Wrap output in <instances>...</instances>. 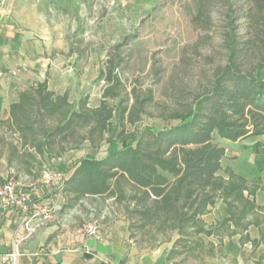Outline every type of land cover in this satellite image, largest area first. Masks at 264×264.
Instances as JSON below:
<instances>
[{
	"label": "trees",
	"instance_id": "trees-1",
	"mask_svg": "<svg viewBox=\"0 0 264 264\" xmlns=\"http://www.w3.org/2000/svg\"><path fill=\"white\" fill-rule=\"evenodd\" d=\"M197 2L196 29H211L213 9H224V62L212 72L208 90L184 109L161 114L176 125L127 131L128 125L137 128L148 115L154 97L135 88L128 92L118 72L121 64L112 60L97 107L90 106L87 96L74 102L68 93L58 95L39 84L22 91L11 105L9 119L0 120V143L8 149V164L17 163L29 172L42 170L47 155L62 158L85 144L97 150L110 143L117 118L121 131L116 141L121 147L101 159L88 155L74 165L73 176L61 190L68 200L66 208L88 197L114 199L125 205L132 241L146 229L177 235L169 263L196 249H207L214 257L215 244L205 242V237L221 242L240 235L241 245L251 244L253 249L264 244V206L255 200L264 187L249 186L232 170L228 178L221 176L226 148L213 142L215 133L231 142L264 137V0ZM217 200L224 202L229 216L208 227L202 218ZM251 227L259 230V239H251ZM257 264H264V256Z\"/></svg>",
	"mask_w": 264,
	"mask_h": 264
},
{
	"label": "rangeland",
	"instance_id": "rangeland-1",
	"mask_svg": "<svg viewBox=\"0 0 264 264\" xmlns=\"http://www.w3.org/2000/svg\"><path fill=\"white\" fill-rule=\"evenodd\" d=\"M197 12V0H0V74L19 82L21 88L46 84L58 93H68L74 102L87 96L95 107L100 104L105 71L112 60L121 64L118 72L128 92L135 88L141 95L152 92L154 97L148 115L137 128L128 125L127 131L173 126L177 122L163 120L161 114L184 109L194 96L208 90L212 72L224 62L220 49L224 9H213L214 24L209 30L193 26ZM3 56H35V65L27 72L21 58L15 67L23 64V69H5ZM120 131L115 118L110 143L97 150L85 144L64 158V166L47 162L46 166L66 178V166L81 155L91 153L100 159L118 150ZM213 142L226 148L221 176L228 178L232 170L264 187V137L231 142L215 133ZM8 155L7 147L0 143L3 182L11 175L30 185L40 179L39 167L29 172L17 163L11 167ZM54 191L63 195L61 190ZM66 211L78 219L79 226L97 220L101 226L126 223L129 229L125 205L111 198L88 197ZM176 239L175 233L146 229L136 233L133 242L141 250L162 246L172 250ZM170 263L217 264L218 260L216 255L208 256L207 249H196Z\"/></svg>",
	"mask_w": 264,
	"mask_h": 264
},
{
	"label": "crops",
	"instance_id": "crops-1",
	"mask_svg": "<svg viewBox=\"0 0 264 264\" xmlns=\"http://www.w3.org/2000/svg\"><path fill=\"white\" fill-rule=\"evenodd\" d=\"M21 58L25 60L24 65L27 66L24 70L30 71V66L35 65V56H3L4 61H7L5 69H23L21 67L23 64L15 67L17 66L15 61ZM18 83L0 74V120L9 119L11 105L18 100L22 91L28 89L19 87ZM48 90L63 95L50 86ZM74 152L78 151H72L62 158L47 155L45 159L53 166H64V158ZM88 155L92 154L81 155L71 166H66L64 171L66 180L73 176L74 165ZM262 176L263 173L259 175ZM247 181L249 186L259 185L256 181ZM35 182L39 200L54 207L53 219L37 225L35 232L26 238L24 215L15 211L4 213L0 220V264H171L168 262L171 248L162 246L154 250H141L130 239L126 223L102 226L101 240L76 234L80 224L77 222L78 219L68 214L67 208H64L68 205V200L56 193L54 191L56 189L42 186L39 179ZM255 200L257 205L264 206V192L259 191ZM228 216L227 206L222 200H217L202 219L209 227ZM38 221L39 218L35 217L32 223L38 224ZM249 235L252 240L260 238L259 230L255 227L249 229ZM205 240L215 244L217 264H257L264 256V244L256 249H253L251 244L241 245L240 235L224 237L221 242L215 237H205Z\"/></svg>",
	"mask_w": 264,
	"mask_h": 264
},
{
	"label": "built area",
	"instance_id": "built-area-1",
	"mask_svg": "<svg viewBox=\"0 0 264 264\" xmlns=\"http://www.w3.org/2000/svg\"><path fill=\"white\" fill-rule=\"evenodd\" d=\"M66 178L62 173L48 169L44 166L39 183L45 188L62 190ZM15 211L23 214L26 222V238H29L36 230L37 225L45 224L53 219L54 207L50 203L39 200L35 186L26 184L18 177L11 175L0 184V220L4 213ZM38 217V224L32 220ZM76 234L97 240L102 239V226L97 220L89 221L76 229Z\"/></svg>",
	"mask_w": 264,
	"mask_h": 264
}]
</instances>
